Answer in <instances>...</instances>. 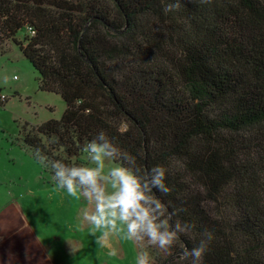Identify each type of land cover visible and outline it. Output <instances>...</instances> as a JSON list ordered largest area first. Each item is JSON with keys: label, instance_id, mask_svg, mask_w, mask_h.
I'll return each mask as SVG.
<instances>
[{"label": "trees", "instance_id": "obj_1", "mask_svg": "<svg viewBox=\"0 0 264 264\" xmlns=\"http://www.w3.org/2000/svg\"><path fill=\"white\" fill-rule=\"evenodd\" d=\"M5 40L65 103L26 150L94 194L83 152L129 172L141 264H264V0H0Z\"/></svg>", "mask_w": 264, "mask_h": 264}, {"label": "rangeland", "instance_id": "obj_2", "mask_svg": "<svg viewBox=\"0 0 264 264\" xmlns=\"http://www.w3.org/2000/svg\"><path fill=\"white\" fill-rule=\"evenodd\" d=\"M37 77L18 46L5 40L0 50V92L7 96L0 105V264H29L22 255L40 248L59 264H135L131 254L115 255L111 238L128 234L116 195L131 174L93 146L81 158L85 175L101 182L94 194L58 180L61 168L52 174L55 165L44 166L23 145V127L58 119L65 108L59 94L38 89Z\"/></svg>", "mask_w": 264, "mask_h": 264}, {"label": "crops", "instance_id": "obj_3", "mask_svg": "<svg viewBox=\"0 0 264 264\" xmlns=\"http://www.w3.org/2000/svg\"><path fill=\"white\" fill-rule=\"evenodd\" d=\"M124 223L126 224V227L128 229V234L125 236V238L121 239L117 235L111 234L112 241L116 243V251H114V253L120 259H123L126 255L131 254L134 257V260L136 259L135 264H141L138 244L136 242L134 232L128 226L127 221H124ZM114 233L116 234V232ZM125 245L127 246L126 248ZM22 257L29 264H31V258L35 260L36 264H59L58 261L53 260L48 250L44 249L43 251L41 248L37 249L35 252L27 251L25 257L23 255Z\"/></svg>", "mask_w": 264, "mask_h": 264}, {"label": "built area", "instance_id": "obj_4", "mask_svg": "<svg viewBox=\"0 0 264 264\" xmlns=\"http://www.w3.org/2000/svg\"><path fill=\"white\" fill-rule=\"evenodd\" d=\"M7 99V96L0 92V102L5 101ZM93 150L89 151V154H91Z\"/></svg>", "mask_w": 264, "mask_h": 264}]
</instances>
